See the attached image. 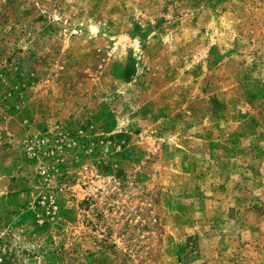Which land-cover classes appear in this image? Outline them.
<instances>
[{"label":"rangeland","instance_id":"374dc122","mask_svg":"<svg viewBox=\"0 0 264 264\" xmlns=\"http://www.w3.org/2000/svg\"><path fill=\"white\" fill-rule=\"evenodd\" d=\"M1 240L264 264V0H0Z\"/></svg>","mask_w":264,"mask_h":264},{"label":"trees","instance_id":"16d2710c","mask_svg":"<svg viewBox=\"0 0 264 264\" xmlns=\"http://www.w3.org/2000/svg\"><path fill=\"white\" fill-rule=\"evenodd\" d=\"M5 242H6V241H5ZM2 243H4V240H1V241H0V244H2ZM9 255H10V254H9ZM6 257H8V256H7V255H4V256H3V259H5V264L9 262L8 260H6Z\"/></svg>","mask_w":264,"mask_h":264}]
</instances>
